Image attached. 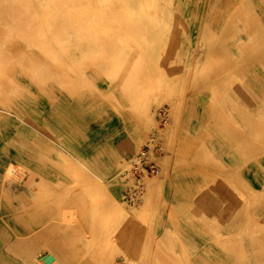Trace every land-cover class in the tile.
Instances as JSON below:
<instances>
[{"label": "rangeland", "instance_id": "obj_1", "mask_svg": "<svg viewBox=\"0 0 264 264\" xmlns=\"http://www.w3.org/2000/svg\"><path fill=\"white\" fill-rule=\"evenodd\" d=\"M0 1V264H264V0ZM161 109L160 173L123 203Z\"/></svg>", "mask_w": 264, "mask_h": 264}, {"label": "built area", "instance_id": "obj_2", "mask_svg": "<svg viewBox=\"0 0 264 264\" xmlns=\"http://www.w3.org/2000/svg\"><path fill=\"white\" fill-rule=\"evenodd\" d=\"M168 110L158 111L156 130L150 135L148 142L127 161V168L122 176L131 184L123 192V203H130L139 194L143 181L149 177H156L160 173L158 160L167 152L164 140L159 136V131L166 125Z\"/></svg>", "mask_w": 264, "mask_h": 264}, {"label": "bare ground", "instance_id": "obj_3", "mask_svg": "<svg viewBox=\"0 0 264 264\" xmlns=\"http://www.w3.org/2000/svg\"><path fill=\"white\" fill-rule=\"evenodd\" d=\"M2 1H3V0H2ZM36 1H37V0H36ZM48 1H49L50 3L53 2L52 5H50V6H53L54 3H55V2H54L55 0H48ZM61 1L64 2V4H65V3H69L70 0H61ZM71 1H73L74 3L76 2V4L79 3V4H77V5L75 6L76 8H80V9H78V10H80V11H83V10L87 11V12H84V11H83V13H86V14H85L86 17H88V14H87V13H90V16H91V10H90L91 8H90L89 5L92 6V3L89 4V1H90V0H71ZM105 1H107V0H103L102 2H105ZM117 1H119V3H120L122 0H121V1H120V0H117ZM141 1H142V0H140V1H136V3L138 2L137 4H141V3H140ZM143 1H144V3H145V0H143ZM245 1H246V0H245ZM0 2H1V1H0ZM39 2H40V0H39ZM115 2H116V1H115ZM115 2H113V3L115 4ZM128 2H129V1H128ZM146 2H147V0H146ZM3 3H4V2H3ZM5 3L7 4V2H5ZM36 3H37V2H36ZM74 3H72V5H73ZM83 3H84V4H83ZM107 3H108V2H107ZM107 3H104L103 6H104L105 4H107ZM121 3H122V2H121ZM125 3H126V2H125ZM147 3H148V2H147ZM15 4H16V2H15ZM17 4H19V3L17 2ZM21 4H22V3H21ZM37 4H38V3H37ZM95 4H97V3H95ZM4 5H5V4H4ZM4 5H3V7H4ZM7 5H8V4H7ZM55 5H56V3H55ZM124 5H125V4H124ZM127 5H128V4H127ZM143 5H145V4H143ZM167 5H168V4H167ZM250 5H251V4H250ZM12 6H13V5H12ZM59 6H60V5H59ZM100 6L102 7V4H101ZM115 6H116V5H115ZM139 6H141V5H139ZM139 6H138V7H139ZM146 6H147V4H146ZM168 6H169V5H168ZM240 6H241V5H240ZM3 7H2V9H3ZM15 7H17V6H15ZM19 7H20V6H19ZM54 7H56V6H54ZM81 7H83V9H81ZM87 7H89V9H88ZM94 7H96V6H92V9H94ZM101 7H100V9H101ZM113 7H114V6H113ZM136 7H137V6H136ZM141 7H142V6H141ZM151 7H152V6H151ZM169 7H170V6H169ZM6 8H7V7H6ZM39 8H40V7H39ZM42 8H44V7H42ZM56 8H57V7H56ZM62 8H63V7H62ZM64 8H65V7H64ZM64 8H63V9H64ZM103 8H104V7H103ZM106 8H108V7H106ZM115 8H116V7H114V9H115ZM123 8H124V6H123ZM126 8H128V6H127ZM8 9H9V8H8ZM47 9H49L48 6H47ZM59 9H60V8H59ZM63 9H62V10H63ZM66 9H67V8H66ZM97 9H98V8H97ZM114 9H113V10H114ZM121 9H122V6H121ZM124 9H125V8H124ZM146 9H147V7H146L145 9H143V7H142L141 10H145V11H146ZM9 10H10V9H9ZM13 10H14V9H13ZM44 10H45V9H42L41 11H44ZM56 10H57V9H56ZM56 10H55V11H56ZM62 10H61V11H62ZM64 10H65V9H64ZM64 10H63V11H64ZM94 10H95V9H94ZM141 10H140V11H141ZM147 10H149V9H147ZM5 11H7V10L5 9ZM5 11H4V12H5ZM18 11H19V10H18ZM23 11H24V10H23ZM47 11H48V10H47ZM63 11H62V12H63ZM67 11H68V10H67ZM67 11H66V12H67ZM71 11H72V10H71ZM74 11H75V8H74ZM74 11H73V12H74ZM80 11H79V12H80ZM89 11H90V12H89ZM103 11H104V10H103ZM103 11H102V12H103ZM114 11H115V10H114ZM128 11H129V9H128ZM128 11H127V12H128ZM149 11H150V10H149ZM152 11H153V10H152ZM24 12H25V11H24ZM31 12H32V11H31ZM57 12H58V11H57ZM59 12H60V11H59ZM59 12H58V14H59ZM73 12H72V13H73ZM77 12H78V11H77ZM92 12H94V11H92ZM98 12H100V11H98ZM98 12H97V13H98ZM116 12H117V10H116ZM118 12H119V11H118ZM118 12H117V13H118ZM130 12H131V10H130ZM130 12H129V13H130ZM141 12L143 13L144 11H141ZM45 13H46V12H45ZM45 13H44V15H45ZM72 13H71V14H72ZM74 13H75V12H74ZM129 13H128V14H129ZM133 13H134V12H133ZM144 13H145V12H144ZM150 13H151V12H150ZM22 14H23V13H21V15H22ZM42 14H43V13H42ZM50 14H51V11H50ZM62 14H63V13H62ZM75 14H76V13H75ZM80 14H82V13L80 12ZM80 14H77V15H80ZM94 14H95V13H94ZM98 14H99V13H98ZM103 14H104V13H103ZM109 14H110V13H109ZM114 14H115V13H114ZM122 14H123V11H122ZM126 14H127V13H126ZM130 14H132V13H130ZM235 14H236V13H235ZM34 15H35V14H34ZM51 15H55V14H51ZM51 15H49V18H50ZM60 15H61V14H60ZM92 15H93V14H92ZM101 15H102V13H101ZM18 16H19V15H18ZM29 16H30V15H29ZM58 16H59V15H58ZM58 16H55V17H58ZM63 16H64V15H63ZM66 16H67V15H66ZM75 16H76V15H75ZM75 16H74V17H75ZM81 16L83 17V15H80V17H79V16H78V17H79V18H82ZM105 16H106V15H105ZM119 16H120V12H119ZM146 16H147V15H146ZM146 16H145V18H146ZM148 16H149V15H148ZM167 16H168V15H167ZM12 17H13V16H12ZM15 17H16V16H15ZM47 17H48V16H47ZM53 17H54V16H53ZM71 17H73V14H72ZM71 17H70V18H71ZM78 17H77V18H78ZM94 17H95V16H94ZM98 17H99V16H98ZM127 17H128V16H127ZM131 17H132V16H131ZM131 17H130V18H131ZM10 18H11V17H10ZM23 18H24V17H23ZM26 18H27V16H26ZM41 18H42V17H41ZM65 18H66V17H65ZM96 18H97V17H95V19H96ZM108 18H109V17H108ZM108 18H107V19H108ZM118 18H119V17H118ZM121 18L123 19V18H125V17H124V16H123V17L120 16V19H121ZM148 18H149V17H148ZM16 19H17V18H16ZM52 19H54V18H52ZM83 19H84V20H83ZM83 19H82V21L84 22V21H85V18H83ZM89 19H90V18H89ZM92 19H93V18H92ZM102 19H103V18H102ZM105 19H106V18H105ZM122 19H121V20H122ZM127 19H128V18H127ZM131 19H132V18H131ZM244 19H245V18H244ZM247 19H248V18H247ZM11 20H12V19H11ZM25 20H26V19H25ZM48 20H49V19L47 18V21H48ZM71 20H72V19H71ZM75 20H76V19H75ZM86 20H88V19H86ZM90 20H91V19H90ZM98 20H101V19L99 18ZM117 20H118V19H117ZM23 21H24V20H23ZM37 21H38V20H37ZM51 21H52V20H51ZM57 21H58V20H57ZM67 21H68V20H67ZM76 21H77V20H76ZM76 21H75V22H76ZM78 21H79V20H78ZM78 21H77V23L79 24L80 22H78ZM80 21H81V20H80ZM82 21H81V22H82ZM96 21H97V19H96ZM129 21H132V20H129ZM246 21H247V20H246ZM13 22H14V21H13ZM19 22H22V21H20V19H19ZM48 22H49V21H48ZM53 22H54V21H53ZM65 22H66V19H65ZM69 22H71V21H69ZM69 22H68V23H69ZM75 22H74V23H75ZM86 22H87V21H86ZM94 22H95V21H94ZM98 22H99V21H98ZM102 22H105V21H102ZM116 22H117V21H116ZM119 22H120V21H118L117 23H119ZM126 22H127V20H126ZM133 22H135V21L133 20ZM133 22H131V23H133ZM23 23H24V22H23ZM25 23H27V22H25ZM44 23H45V22H44ZM50 23L52 24V22H50ZM50 23H49V25L51 26ZM57 23H58V22H57ZM71 23H72V22H71ZM109 23H110V22H109ZM121 23H122V22H121ZM123 23H125V22H123ZM129 23H130V22H129ZM131 23H130L129 25H131ZM37 24H39V23H37ZM45 24H46V23H45ZM84 24H85V23H84ZM84 24H83V25H84ZM89 24H90V23H89ZM91 24H92V23H91ZM102 24H104V23H102ZM106 24H107V23H106ZM136 24H137V23H136ZM136 24H134V25L136 26ZM226 24H227V23H226ZM252 24H253V23H252ZM14 25H16V24H14ZM18 25H19V24H18ZM46 25H47V24H46ZM52 25H54V24H52ZM59 25H60V24H59ZM59 25H58V27H59ZM72 25H73V24H72ZM72 25H71V26H72ZM74 25L76 26L77 24H74ZM79 25H82V23L79 24ZM79 25H77L76 27H80ZM83 25H82V26H83ZM107 25H108V24H107ZM111 25H112V24H111ZM124 25H126V24H124ZM166 25H167V24H166ZM250 25H251V24H250ZM253 25H254V24H253ZM21 26H22V25H21ZM84 26H85V25H84ZM84 26H83V27H84ZM94 26H95V25H94ZM132 26H133V25H132ZM132 26H131V27H132ZM135 26H133V27H135ZM144 26H145V25H144ZM146 26H147V25H146ZM251 26H252V25H251ZM251 26H250V27H251ZM257 26H258V25H257ZM259 26H260V25H259ZM26 27H27V26H26ZM36 27H37V26H36ZM48 27H49V26H48ZM55 27H57V26H55ZM87 27H88V25H87ZM109 27H110V26H109ZM116 27H118V26H116ZM116 27H115V29H116ZM119 27H120V26H119ZM124 27H125V26H124ZM124 27L121 26L120 28H124ZM136 27H137V26H136ZM17 28H18V27H17ZM20 28H21V27H20ZM73 28H74V30H75V27H73ZM73 28H70V31L73 30ZM92 28H93V27H92ZM97 28H98V27H97ZM99 28H100V27H99ZM103 28H104V27H103ZM141 28H142V27H141ZM244 28H245V27H244ZM256 28H257V27H256ZM0 29H1V28H0ZM86 29H87V28H86ZM89 29H90V28H88V30H89ZM126 29H127V28H126ZM247 29H248V28H247ZM6 30H7V29H6ZM20 30H21V29H20ZM30 30H31V29H30ZM54 30H55V29H54ZM74 30H73V31H74ZM84 30H85V27H84ZM84 30L82 29L81 32H83ZM93 30H94V29H93ZM93 30H92V31H93ZM98 30H99V29H98ZM128 30H129V29H127V31H128ZM130 30H131V29H130ZM130 30H129V31H130ZM132 30H133V29H132ZM134 30L136 31V29H134ZM139 30H140V29H139ZM141 30H142V29H141ZM263 30H264V29H263ZM32 31H33V30H32ZM32 31H31V32H32ZM47 31H48V29H47ZM59 31H60V30H59ZM73 31H72V33H73ZM79 31H80V30H79ZM89 31H90V30H89ZM92 31H91V33H92ZM96 31H97V29H96ZM99 31H100V30H99ZM99 31H98V32H99ZM116 31H117V30H116ZM127 31H126V32H127ZM135 31H134V32H135ZM143 31H144V29H143ZM143 31H142V32H143ZM255 31H256V30H255ZM4 32H5V31H4ZM15 32H16V31H15ZM28 32H29V30H28ZM31 32H30V33H31ZM35 32H36V31H35ZM76 32H77V30H76ZM110 32H113V31L111 30ZM121 32H122V31H121ZM131 32H133V31H131ZM134 32H133L132 35H134ZM232 32H233V31H232ZM262 32H263V31H262ZM40 33H41V32H40ZM50 33H51V32H50ZM50 33H49V34H50ZM54 33H55V32H54ZM54 33H53V34H54ZM74 33H75V31H74ZM78 33H79V32H78ZM83 33H84V32H83ZM83 33H82V34H83ZM86 33H87V32H86ZM100 33H101V32H100ZM113 33H114V32H113ZM124 33H125V32H124ZM135 33H136V32H135ZM251 33H252V32H251ZM255 33H256V32H255ZM4 34H5V33H3V35H4ZM63 34H65V31H64ZM93 34H94V33H93ZM102 34H103V33H102ZM121 34H122V33H121ZM139 34H141V33H139ZM145 34H146V32H145ZM0 35H1V34H0ZM3 35H2V36H3ZM58 35H59V34H58ZM79 35H81V33H80ZM103 35H104V34H103ZM116 35H117V34H116ZM124 35H128V34H124ZM223 35H224V34H223ZM225 35H227V34H225ZM34 36H35V35H34ZM82 36H83V35H82ZM85 36H86V35H85ZM100 36H101V35H100ZM256 36H257V35H256ZM75 37H76V39H78V38H77V35H76ZM83 37H84V36H83ZM93 37H94V36H93ZM93 37H92V39H93ZM106 37H108V35H107ZM109 37H110V36H109ZM109 37H108V38H109ZM130 37H131V36H130ZM138 37H139V36H138ZM206 37H207V36H206ZM11 38H12V36H11ZM38 38H39V37H38ZM86 38H88V37H86ZM86 38H85V39H86ZM94 38H95V37H94ZM99 38H100V37H99ZM108 38H107V39H108ZM131 38H132V37H131ZM207 38H208V37H207ZM207 38H206V39H207ZM214 38L216 39V37H214ZM260 38H261V37H260ZM32 39H33V38H32ZM36 39H37V38H36ZM69 39H70V37H69ZM79 39H80V37H79ZM82 39H83V38L81 37V40H82ZM95 39H96V38H95ZM102 39H103V38H102ZM124 39H125V38H124ZM129 39H130V38H129ZM30 40H31V39H30ZM52 40H53V39H52ZM62 40H63V39H62ZM62 40H60V41H62ZM86 40H87V39H86ZM86 40H85V41H86ZM97 40H98V39H97ZM97 40H96V41H97ZM104 40H105V39H104ZM108 40H109V39H108ZM120 40H121V39H120ZM126 40H127V39H126ZM131 40H132V39H131ZM176 40H177V39H176ZM213 40H214V39H213ZM213 40L211 41V43L213 42ZM253 40H254V39H253ZM259 40H261V39H259ZM3 41H4V40H3ZM35 41H36V40H35ZM40 41H41V40L39 39V42H40ZM60 41H59V42H60ZM63 41H64V40H63ZM76 41H77V40H76ZM79 41H80V40H79ZM82 41H83V40H82ZM115 41H116V40H115ZM134 41H135V40H134ZM214 41H216V40H214ZM256 41H257V40H256ZM36 42H37V41H36ZM68 42H69V41H68ZM73 42H74V41H73ZM135 42H136V41H135ZM251 42H252V41H251ZM254 42H255V41H254ZM0 43H1V42H0ZM41 43H42V42H41ZM77 43H78V42H77ZM77 43L75 42V44H77ZM131 43H132V42H131ZM172 43H173V42H172ZM3 44H4V43H3ZM38 44H39V43H38ZM64 44H65V43H64ZM66 44H67V43H66ZM213 44H214V43H213ZM238 44H239V43H238ZM256 44H257V43H256ZM256 44H255V45H256ZM0 45H1V44H0ZM34 45H35V44H34ZM44 45H45V44H44ZM240 45H241V44H240ZM240 45H238V46H240ZM243 45H244V44H243ZM251 45H252V44H251ZM39 46H40V45H39ZM74 46H76V45H74ZM142 46H143V45H142ZM170 46H171V45H170ZM241 46H242V45H241ZM253 46H254V45H253ZM257 46H258V45H257ZM2 47H3V46H2ZM5 47H6V46H5ZM208 47H209V46H208ZM243 47L245 48V47H247V45H246V46H243ZM243 47H240L239 49H242ZM248 47H249V46H248ZM212 48H213V47H212ZM244 48H243V49H244ZM255 48H256V47H255ZM1 49H2V48H1ZM6 49H7V48H6ZM11 49H12V48H11ZM43 49H44V48H43ZM43 49H42V50H43ZM104 49H105V48H104ZM222 49H223V48H222ZM245 49H247V48H245ZM249 49H250V48H248V50H249ZM38 50H39V49H38ZM42 50H41V51H42ZM44 50H45V49H44ZM106 50H107V49H106ZM224 50H225V49H224ZM224 50H223V51H224ZM248 50H246V51H248ZM252 50H254V49L252 48ZM102 51H103V48H102ZM107 51H108V50H107ZM110 51H111V50H110ZM242 51H244V50H242ZM246 51H245V53H246ZM6 52H7V51H6ZM15 52H16V51H15ZM42 52H43V51H42ZM7 53H8V52H7ZM11 53H12V52H11ZM19 53H20V52H19ZM243 53H244V52H243ZM255 53H256V52H255ZM0 54H2V53H0ZM45 54H48V53H45ZM49 54H50V53H49ZM103 54H104V53H103ZM205 54H206V53H205ZM7 55H8V54H7ZM15 55H16V54H15ZM51 55H52V54H51ZM211 55H212V54H211ZM5 56H6V54H5ZM5 56H4V57H5ZM17 56H18V55H17ZM20 56H21V55H20ZM104 56H105V55H104ZM136 56H137V54H136ZM136 56H135V57H136ZM242 56H243V55H242ZM0 57H1V56H0ZM2 57H3V56H2ZM13 57H15V56H13ZM46 57H48V56H46ZM46 57H45V58H46ZM49 57H50V56H49ZM98 57H99V55H98ZM101 57H102V56H101ZM109 57H110V56H109ZM125 57H126V56H125ZM169 57H170V56H169ZM221 57H222V56H221ZM245 57H246V56H245ZM260 57H261V56H260ZM19 58H20V57H19ZM104 58H105V57H104ZM106 58H107V57H106ZM110 58H111V57H110ZM171 58H172V57H171ZM205 58H206V57H205ZM208 58H209V57H208ZM218 58H219V57H218ZM256 58H257V57H256ZM7 59H9V58H7ZM134 59H135V58H134ZM215 59H216V58H215ZM4 60H6V57H5ZM48 60H49V59H48ZM135 60H138V59H135ZM229 60H230V59H229ZM235 60H236V59H235ZM50 61H51V60H50ZM67 61H68V60H67ZM96 61H98V59H97ZM96 61H94V62H96ZM107 61H108V60H107ZM195 61H196V60H195ZM204 61H205V60H204ZM238 61H239V60H238ZM249 61H250V60H248V62H249ZM2 62H4V61H2ZM17 62H18V61H17ZM20 62H21V61H20ZM99 62H100V59H99ZM211 62H212V61H211ZM218 62H219V61H218ZM47 63H48V62H47ZM54 63H55V62H54ZM84 63H85V62H84ZM84 63H83V64H84ZM107 63H108V62H107ZM142 63H143V62H142ZM208 63H209V62H208ZM227 63H229V62H227ZM4 64L6 65V61L4 62ZM57 64H58V63H57ZM59 64H60V63H59ZM69 64H70V63H69ZM96 64H97V62H96ZM104 64H105V63H104ZM109 64H110V63H109ZM109 64H107V65H109ZM122 64H123V63H122ZM124 64H125V63H124ZM124 64H123V65H124ZM210 64H211V63H210ZM232 64H233V63H232ZM5 65H4V67H3V66H2V67L5 68V67H6ZM36 65H37V64H36ZM144 65H145V64H144ZM38 66H39V65H38ZM52 66H53V65H52ZM52 66H51V67H52ZM64 66H65V65H64ZM93 66H94V65H93ZM210 66H211V65H210ZM210 66H209V67H210ZM229 66H230V64H229ZM245 66H246V65H245ZM0 67H1V66H0ZM110 67H112V66H110ZM144 67H145V66H144ZM236 67H237V66H236ZM58 68H59V67H58ZM83 68H84V67H83ZM93 68H94V67H93ZM145 68H146V67H145ZM150 68H151V67H150ZM204 68H205V66H204ZM240 68H241V67H240ZM44 69H46V68H44ZM53 69H54V68H53ZM84 69H85V68H84ZM90 69H91V68H90ZM210 69H211V68H210ZM2 70H3V69H2ZM56 70H58V69H56ZM74 70H75V69H74ZM105 70H106V69H105ZM159 70H160V69H159ZM201 70H203V69H201ZM227 70H229V69H227ZM94 71H95V70H94ZM3 72H4V71H3ZM70 72H71V71H70ZM103 72H104V71H103ZM159 72H160V71H159ZM207 72H208V71H207ZM5 73H7V72H5ZM49 73H50V72H49ZM49 73H48V74H49ZM57 73H58V72H57ZM61 73H62V72H61ZM147 73H148V71H146V73H145L146 76L148 75ZM200 73H201V71H200ZM2 74H4V73H2ZM38 74H39V73H38ZM38 74H37V75H38ZM45 74H46V73H45ZM100 74H101V73H100ZM126 74H128V73H126ZM201 74H202V73H201ZM209 74H210V73H209ZM0 75H1V73H0ZM5 75H7V74H5ZM34 75H35V74H34ZM59 75H60V74H59ZM199 75H200V74H199ZM203 75H204V74H203ZM207 75H208V74H207ZM1 76H2V75H1ZM1 76H0V77H1ZM40 76H41V75H40ZM197 76H198V75H197ZM7 77H8V76H7ZM7 77H6V78H7ZM35 77H36V76H35ZM44 77H45V76H44ZM123 77H124V76H123ZM221 77H222V76H221ZM1 78H3V76H2ZM60 78H61V77H60ZM145 78H146V77H145ZM216 78H217V77H216ZM56 79H57V78H56ZM68 79H69V78H68ZM114 79H116V78H114ZM123 79H124V78H123ZM123 79H122V80H123ZM150 79H151V78H150ZM38 80H39V78H38ZM57 80H58V79H57ZM60 80H62V79H60ZM66 80H67V79H66ZM122 80H121V81H122ZM218 80H219V79H218ZM5 81H6V80H5ZM53 81H55V80H53ZM149 81H150V80H149ZM159 81H160V80H158V82H159ZM6 82H7V81H6ZM68 82H69V81H68ZM124 82H125V81H124ZM151 82H152V81H151ZM2 83H3V82H2ZM38 83H39V82H38ZM61 83H62V82H61ZM66 83H67V82H66ZM9 84H10V82H9ZM57 84H58V83H57ZM160 84H161V83H160ZM6 85H7V84H6ZM61 85H63V83L60 84V86H61ZM124 85H125V84H124ZM4 86H5V85H4ZM64 86H65V85H64ZM70 86H72V85H70ZM0 87H1V86H0ZM73 87H75V85H74ZM153 87H154V86H153ZM64 88H65V87H64ZM70 88H71V87H70ZM75 88H76V87H75ZM77 88H78V87H77ZM144 88H145V87H144ZM147 89H148V88H147ZM150 89H151V88H150ZM149 91H150V90H149ZM143 94H144V93H143ZM145 94H146V93H145ZM144 97H145V96H144ZM127 98H128V97H127ZM138 98H139V97H138ZM129 101H130V100H129ZM132 105H133V103H132ZM140 105H141V104H140ZM145 105H147V104H145ZM235 107H236V106H235ZM223 108H224V107H223ZM220 110H221V109H220ZM135 111H136V110H135ZM226 112H227V111H226ZM141 113H142V111H141ZM145 113H146V112H145ZM221 113H222V112H221ZM147 114H148V113H147ZM227 114H229V113H227ZM141 115H142V114H141ZM215 115H216V114H215ZM229 116H230V115H229ZM136 117H137V116H136ZM142 117H143V116H142ZM137 118H138V117H137ZM145 118H146V116H145ZM215 118H216V117H215ZM224 118L226 119L225 116H224ZM138 119H139V118H138ZM144 120H145V119H144ZM147 121H148V120H147V118H146V122H147ZM224 123H225V122H224ZM230 124H231V123H230ZM145 125H146V124H145ZM226 125H227V124H226ZM222 127H223V126H222ZM235 129H236V128H235ZM224 131H225V130H224ZM238 131H239V130H238ZM256 133H257V132H256ZM258 133H259V132H258ZM253 136H254V135H253ZM253 136H252V137H253ZM231 137H232V136H231ZM252 137H251V138H252ZM247 138H248V137H247ZM254 139H255V138L253 137L252 142H254V141H253ZM258 139H259V136H258V137L256 136V139H255V140L257 141ZM257 142H258V141H257ZM246 143H247V142H246ZM248 143H250V142H248ZM188 144H189V143H188ZM253 144H255V143H253ZM258 144H259V143H258ZM255 145H257V144H255ZM175 146H177V145H175ZM259 146H260V145H259ZM197 147H198V146H197ZM249 147H250V146H249ZM194 148H195V147H194ZM251 148H252V145H251ZM197 149H198V148H197ZM197 149H196V150H197ZM241 149H242V148H241ZM247 149H248V148H247ZM254 149H256V148H254ZM259 149H260V148H259ZM178 150H179V148H178ZM181 150H182V149H181ZM245 150H246V148H245ZM245 150H244V151H245ZM248 151H249V150H248ZM253 151H254V150H253ZM183 152H184V150H183ZM194 152H196V151H194ZM247 153H248V152H247ZM249 153H250V152H249ZM251 155H252V154H251ZM249 156H250V155H249ZM256 156H257V154H256ZM258 157H259V156H258ZM182 159H184V158H182ZM248 159H249V158H248ZM159 160H160V158H159ZM248 161H249V160H248ZM174 163H175V162H174ZM183 163H184V162H183ZM246 163H247V162H246ZM125 168H127V165H126L125 167H121V168H119V170H123V169H125ZM237 171H238V170H237ZM231 173H232V172H231ZM232 175H233V174H232ZM223 179H224V178H223ZM240 179H241V176H240ZM222 181H223V180H222ZM222 181H221V182H222ZM33 183H34V182H33ZM211 183H212V182H211ZM235 183H236V182H235ZM30 184H32V183H30ZM34 184H35V183H34ZM100 184H101V183L97 184V186H99ZM209 184H210V183H209ZM240 185H241V184H240ZM26 186H27V185H26ZM97 186H95L96 189H98ZM210 186H211V184H210ZM222 186H223V185H222ZM99 188H100V187H99ZM206 188H207V187H206ZM206 188H205V190H206ZM39 189H40V188H39ZM249 190H250V189H249ZM94 191H95V190H94ZM98 191H101V189H99ZM208 191H209V190H208ZM242 191H243V190H242ZM240 192H241V191H240ZM241 194H242V193H241ZM206 196H207V195H206ZM206 196H205V197H206ZM238 196H239V195H238ZM212 197H213V196H212ZM239 197H240V196H239ZM206 198H207V197H206ZM214 198H215V197H214ZM101 199H102V198H101ZM103 199H104V198H103ZM194 199H195V198H194ZM211 199H212V198H211ZM147 200H148V199H147ZM218 200H219V199H218ZM199 202H200V201H199ZM203 203H204V202H203ZM203 203H202V204H203ZM116 204H117V203H116ZM202 204H201V205H202ZM215 204H216V203H215ZM249 204H250V203H249ZM220 205H221V204H220ZM113 206H115V204H113ZM116 206H117V205H116ZM118 207H119V205H118ZM142 208H143V207H142ZM196 208H197V207H196ZM114 209H115V208H114ZM144 209H145V208H144ZM245 209H246V208H245ZM112 210H113V209H112ZM115 210H117V208H116ZM139 211H140V210H139ZM143 211H144V210H143ZM147 211H148V210H147ZM247 211H248V210H247ZM203 212H204V211H203ZM116 213H117V212H116ZM116 213H114V214H116ZM247 214H248V213H247ZM138 215H139V214H138ZM118 216H119V215H118ZM246 216H247V215H246ZM248 216H249V215H248ZM107 217H108V216H107ZM141 217L143 218V216H141ZM144 217H145V216H144ZM206 217H207V216H206ZM113 218H115V216H114ZM105 219H106V218H105ZM200 219H201V218H200ZM115 220H117V219H115ZM120 220H121V219H120ZM120 220H119V221H120ZM207 220H208V219H207ZM251 220H253V219H251ZM112 221H113V220H112ZM208 221H209V220H208ZM117 222H118V221H117ZM117 222H116V223H117ZM122 222H123V221H122ZM252 222H253V221H252ZM218 224H219V223H218ZM114 225H115V224H114ZM216 225H217V224H216ZM249 226H250V225H249ZM111 227H112V226H111ZM117 227H118V226H117ZM216 227H217V226H216ZM246 227H247V226H246ZM244 228H245V227H244ZM108 230H109V229H108ZM114 230H115V229H114ZM113 233H114V232H113ZM113 233H112V234H113ZM263 233H264V232H263ZM260 234H261V233H260ZM110 235H111V234H110ZM108 237H110V236H108ZM111 237H112V236H111ZM111 237H110V238H111ZM260 237H261V236H260ZM110 238H109V240H110ZM106 239H107V238H106ZM217 239H218V238H217ZM257 239H258V238H257ZM107 240H108V239H107ZM261 241H263V240H261ZM105 242H106V241H105ZM258 242H259V241H258ZM262 243H263V242H262ZM106 244H107V243H106ZM262 245H263V244H262ZM250 247H251V246H250ZM105 248H106V246H105ZM247 248H248V247H247ZM244 250H245V249H244ZM241 251H242V250H241ZM244 252H245V251H244ZM254 253H255V252H254ZM245 254H246V253H245ZM49 257H50V256H49ZM247 257H248V256H247ZM47 258H48V257H47ZM47 258H46V259H47ZM245 258H246V257H245ZM245 258H244V259H245ZM48 260H49V259H48ZM39 261H40V260H39ZM42 261H44L43 258H42ZM50 261H51V259H50ZM50 261H49V262H50ZM239 261H240V260H239ZM242 261H243V260H242ZM260 261H261V260H260ZM53 263H54V261H53ZM239 263H240V262H239ZM47 264H48V263H47Z\"/></svg>", "mask_w": 264, "mask_h": 264}, {"label": "crops", "instance_id": "obj_4", "mask_svg": "<svg viewBox=\"0 0 264 264\" xmlns=\"http://www.w3.org/2000/svg\"><path fill=\"white\" fill-rule=\"evenodd\" d=\"M2 208H3V206L1 204V199H0V215L3 212V210L5 211V209H2ZM14 208H15V205H11V206L8 205V210L7 211H8V217L9 218L7 219L8 222H7V225L6 226H8L9 228H12V229H17V228L20 229L21 228V224H22V222L24 223V221L21 220V219H14V214H11V212H15V209ZM16 211H19V205H17ZM25 221H27V220L25 219ZM1 226L3 227L4 224L1 223V220H0V227ZM18 234L22 236V235H25L26 233L25 232L23 233V232H20L19 231ZM8 242L11 244L12 242H14V238L13 239L11 238ZM42 258L44 259V261H42ZM19 259L20 258H17V257H13V258L11 257V258H9V260H14V263H15L16 260H19ZM50 259H51V261H50ZM36 260H37L38 263L39 262H42L43 264H47V263L48 264H53V261H55V257L51 256L50 254H45V253L42 252V253H40V254L37 255Z\"/></svg>", "mask_w": 264, "mask_h": 264}]
</instances>
